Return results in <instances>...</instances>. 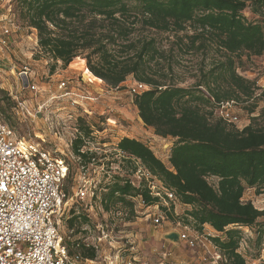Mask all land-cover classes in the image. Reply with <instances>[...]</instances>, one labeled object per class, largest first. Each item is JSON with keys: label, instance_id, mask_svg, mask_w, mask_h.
Segmentation results:
<instances>
[{"label": "trees", "instance_id": "trees-1", "mask_svg": "<svg viewBox=\"0 0 264 264\" xmlns=\"http://www.w3.org/2000/svg\"><path fill=\"white\" fill-rule=\"evenodd\" d=\"M15 2L19 20L36 31L38 47L53 63L52 69L59 64L66 68L79 57L91 77L109 89H118L129 78L148 87L133 96V105L144 126L160 138L174 140L168 163L129 138L117 143L120 163L133 173L138 161L177 202L189 206L183 213L185 226L200 232L207 225L222 234L223 239L210 241L224 256V264H246L236 252L242 239L238 229L254 232L258 250L264 243V222L259 221L264 210L242 201L249 189L264 194V126L250 123L238 130L215 111L220 104L247 103L254 96L253 83L236 70L242 56L264 55V0ZM187 29L190 35L177 36ZM150 31L173 34L175 43L164 49ZM174 48L183 55H202L188 87L179 85L183 79L175 71ZM78 132L72 151L87 165L94 154H81L79 149L91 128ZM106 189L105 211L117 204L131 207L129 200L136 196L148 206L159 203L145 188L135 189L118 176ZM71 253L95 258L89 247Z\"/></svg>", "mask_w": 264, "mask_h": 264}, {"label": "rangeland", "instance_id": "rangeland-1", "mask_svg": "<svg viewBox=\"0 0 264 264\" xmlns=\"http://www.w3.org/2000/svg\"><path fill=\"white\" fill-rule=\"evenodd\" d=\"M9 9L10 13L7 12ZM243 14L248 20L253 19L248 11ZM7 16L13 18L15 28L10 38V47L0 53V115L17 138L32 141L44 139V149L52 157L61 158L67 164L68 173L62 187L65 207L59 233L69 253L76 254L71 252L88 245L95 251L92 261L96 264H126L128 261L132 264H168L171 257L164 261L162 252L171 249L177 255L176 264H189L191 258L198 257L201 246L216 250L210 239L223 236L205 229L196 231L191 225L185 226L182 220L185 211L177 201L171 202L173 210L166 200L155 204L157 209L153 211L154 218L159 217L156 225L153 217L148 219L141 215V208L132 199L129 200L131 207L117 204L105 211L102 199L113 177L130 180L136 186L147 185L144 179H136L134 174L138 168L144 169L138 161H135L133 173L129 167L120 163V158L116 155L118 140L131 136L144 142L164 164L168 163L172 141L156 136L139 119L133 105L134 97L130 93V86L134 82L131 78L118 89H109L91 77L85 61L79 57L66 68L59 64L52 69L53 63L38 47L36 31L19 20L15 0H0V19ZM138 31L147 34L145 30ZM149 34H153L164 49L175 43L173 34L154 31ZM186 34H191L189 29L177 36ZM174 54L177 55L175 71L183 79L179 85L188 87L193 83L191 75L202 55H183L175 48ZM241 60L236 71L253 83L254 96L247 103H238L228 110L237 117L234 126L238 130L250 123L255 127H263L264 55L250 58L242 56ZM24 66L29 69L30 83L37 87V92L26 89V82L18 76ZM62 81L68 82L65 91L58 89V84ZM73 101L77 103L73 104ZM18 103L22 104L23 111L17 109ZM249 110L253 112L249 113ZM87 126L91 128L92 135L84 138V151L94 154V160L84 165L73 153L72 144L75 141V130ZM83 186L88 189L89 195H93L92 206L89 199L78 201L75 198L76 191ZM242 201L251 202L259 211L264 210V194L256 195L253 189L245 191ZM259 221L264 222V217ZM170 230L202 238L204 245L199 244L193 249L181 244L176 246L163 238ZM238 230L247 241L249 251H246L249 257L262 256L257 264H264V252L258 250L254 232L248 228ZM261 249L264 250V243ZM199 264H202L201 261Z\"/></svg>", "mask_w": 264, "mask_h": 264}, {"label": "built area", "instance_id": "built-area-1", "mask_svg": "<svg viewBox=\"0 0 264 264\" xmlns=\"http://www.w3.org/2000/svg\"><path fill=\"white\" fill-rule=\"evenodd\" d=\"M7 12L10 13V9ZM14 28L12 17L0 19V53L10 47ZM29 73V69L24 66L18 76L26 82V89L37 92V87L30 83ZM67 85L68 82L62 81L58 84V89L65 91ZM146 90L148 87L141 83L133 82L130 86L133 96ZM74 103L77 101H73ZM233 106L232 102L220 104L215 111L216 115L228 124L235 125L237 117L228 110ZM17 109L23 111L21 103L17 104ZM75 134L73 140L80 136L78 130H75ZM84 140L79 149L81 154L86 153ZM44 143L42 138L37 141L17 138L13 129L0 115V264H96L92 260L83 259L78 253L71 255L62 243L59 233L65 207L62 187L68 166L63 159L52 157L50 152L44 149ZM116 155L121 158L117 150ZM134 174L136 179H144L147 185L136 186L128 180L133 188H145L149 196L158 201H176L173 193L165 189L160 181L145 169L138 168ZM87 192L88 189L83 186L76 191L75 198L78 201L89 199L92 206L93 195ZM131 199L141 208L142 216L148 219L155 217L153 211L157 209V205H146L140 196ZM153 223L158 224L159 217L154 218ZM178 234L182 246L193 249L199 244L204 245L202 238L191 237L187 232ZM84 246L88 248V245ZM246 250L249 251L248 244L242 237L236 252L243 257L245 263L257 264L262 259V256L249 257ZM260 251L264 252L263 249ZM171 255L170 251L162 252L164 261ZM200 261L202 264H224L225 258L216 249L202 256ZM126 264L132 262L128 261Z\"/></svg>", "mask_w": 264, "mask_h": 264}, {"label": "crops", "instance_id": "crops-1", "mask_svg": "<svg viewBox=\"0 0 264 264\" xmlns=\"http://www.w3.org/2000/svg\"><path fill=\"white\" fill-rule=\"evenodd\" d=\"M126 138H129V139H133V140H136V141H138L137 139H135V138H133V137H131V136H125ZM123 138V137H122ZM122 138H120L119 140H118V142L122 139ZM171 140L172 141V143H170L171 144V146H170V149H169V153H170V150H171V148H172V145H173V139H171V138H167V140ZM117 142V143H118ZM138 142H140V143H143L144 144V142H142V141H138ZM154 154V153H153ZM180 204V203H179ZM182 207H183V211H185V210H189L190 209V207L189 206H185V205H182V204H180ZM203 229H205V230H208V231H211V232H214V233H216L214 230H212L209 226H207V225H205L204 226V228ZM170 232H172V230H170V231H168L167 233H170ZM217 234V233H216ZM222 235V234H221ZM223 236V235H222ZM224 237V236H223ZM223 237H222V239H223ZM212 251V248H210V247H208V249H207V247H205V246H202V247H200V250H199V252H198V257H196V258H191L190 259V261H189V264H199V261H200V258H202V256H204L205 254H207V253H209V252H211ZM170 252H171V258H170V260H168V264H176L177 263V260H176V258H177V255H175V252L174 251H172L171 249H170ZM172 256H173V258H172Z\"/></svg>", "mask_w": 264, "mask_h": 264}, {"label": "water", "instance_id": "water-1", "mask_svg": "<svg viewBox=\"0 0 264 264\" xmlns=\"http://www.w3.org/2000/svg\"><path fill=\"white\" fill-rule=\"evenodd\" d=\"M25 82V81H24ZM165 240H168L169 242L173 243L176 246L180 245V237L177 232H170L163 236Z\"/></svg>", "mask_w": 264, "mask_h": 264}]
</instances>
